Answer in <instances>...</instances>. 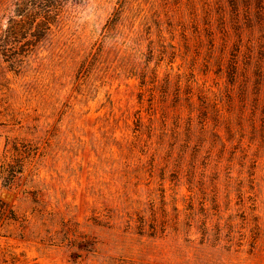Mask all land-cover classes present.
I'll list each match as a JSON object with an SVG mask.
<instances>
[{"label":"rangeland","instance_id":"374dc122","mask_svg":"<svg viewBox=\"0 0 264 264\" xmlns=\"http://www.w3.org/2000/svg\"><path fill=\"white\" fill-rule=\"evenodd\" d=\"M0 202V264H264V0H70L0 55Z\"/></svg>","mask_w":264,"mask_h":264},{"label":"trees","instance_id":"16d2710c","mask_svg":"<svg viewBox=\"0 0 264 264\" xmlns=\"http://www.w3.org/2000/svg\"><path fill=\"white\" fill-rule=\"evenodd\" d=\"M69 1L16 0L14 2L7 21L0 25V55L11 66V69L17 71L21 63L36 51L40 43L61 18L64 7ZM230 2L233 7H236V0H230ZM11 170L10 172L13 175ZM16 171H21V169H16ZM4 177L6 178V176ZM5 181L7 182V180ZM4 212L5 207L0 202V215H3ZM11 212L13 214V211ZM8 216L12 218L13 215ZM114 264L139 263L132 260L119 259Z\"/></svg>","mask_w":264,"mask_h":264}]
</instances>
